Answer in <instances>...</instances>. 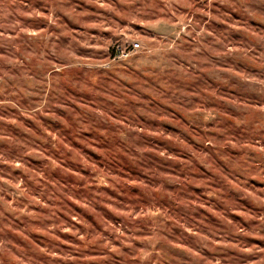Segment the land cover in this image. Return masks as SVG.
<instances>
[{"label":"clouds","instance_id":"1","mask_svg":"<svg viewBox=\"0 0 264 264\" xmlns=\"http://www.w3.org/2000/svg\"><path fill=\"white\" fill-rule=\"evenodd\" d=\"M0 264H264V0H0Z\"/></svg>","mask_w":264,"mask_h":264}]
</instances>
